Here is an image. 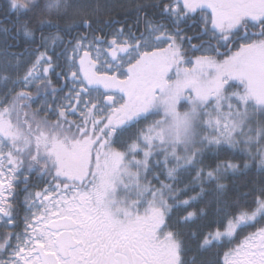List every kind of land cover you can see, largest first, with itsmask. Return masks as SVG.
<instances>
[{
    "label": "snow or ice",
    "instance_id": "obj_1",
    "mask_svg": "<svg viewBox=\"0 0 264 264\" xmlns=\"http://www.w3.org/2000/svg\"><path fill=\"white\" fill-rule=\"evenodd\" d=\"M128 7L4 5L0 264H264V0Z\"/></svg>",
    "mask_w": 264,
    "mask_h": 264
},
{
    "label": "trees",
    "instance_id": "obj_2",
    "mask_svg": "<svg viewBox=\"0 0 264 264\" xmlns=\"http://www.w3.org/2000/svg\"><path fill=\"white\" fill-rule=\"evenodd\" d=\"M7 0H0V21L4 20V15H3V10H4V5L6 4ZM82 2L89 4V5H96L99 4L101 6V10L103 12H107L109 9L111 10V15H104L103 19L108 20L112 19L113 17L119 20H124L127 18L128 23H132L133 20L135 19V13L128 7V5L131 3V0H82ZM140 2H152L156 3L158 0H140ZM8 26H10L9 21H5ZM83 31V30H81ZM188 35H192L193 33L189 31L187 33ZM206 40L207 38L204 37ZM193 43H199V41L194 40ZM24 45H20L19 48H13L12 51H20L23 50ZM187 54L191 56H196L200 55V52H193L188 44L184 45ZM221 51H224V49H221ZM126 138V137H125ZM223 160H236L238 162H242L241 158L239 156H233L232 153H226V154H221L218 158L217 157H210L205 161L206 164L209 165H214L215 162L217 161H223ZM261 179H264V177H261L259 174L253 173L247 175V176H240L238 178H230L227 183L229 185V192H228V199L231 201L232 199L238 198L241 194L244 193H249L252 191L254 187L259 183ZM33 182L36 184H39V181L33 178ZM190 195H194V193H189ZM22 199V197H21ZM210 200L211 197H208ZM250 203V200H249ZM202 204L205 205L204 203H199L195 205V208H204L202 207ZM214 217H208L207 219H201L198 220L195 224L191 225V228L193 230H202V231H208L211 230L209 228L210 223L214 220ZM218 226V225H217ZM260 225H257L255 228H248L246 231L241 232L237 238V242L244 239V236L247 235L249 232L255 231ZM19 230V229H17ZM223 250H227L226 248Z\"/></svg>",
    "mask_w": 264,
    "mask_h": 264
},
{
    "label": "rangeland",
    "instance_id": "obj_3",
    "mask_svg": "<svg viewBox=\"0 0 264 264\" xmlns=\"http://www.w3.org/2000/svg\"><path fill=\"white\" fill-rule=\"evenodd\" d=\"M256 230H257V229H256ZM256 230H255V231H256ZM249 233H250V232H249ZM247 234H248V233H247ZM242 240H243V239H242ZM242 240H240V241H242ZM240 241H238V242H240ZM236 242H237V241H236ZM238 242H237V243H238Z\"/></svg>",
    "mask_w": 264,
    "mask_h": 264
},
{
    "label": "flooded vegetation",
    "instance_id": "obj_4",
    "mask_svg": "<svg viewBox=\"0 0 264 264\" xmlns=\"http://www.w3.org/2000/svg\"><path fill=\"white\" fill-rule=\"evenodd\" d=\"M205 205L202 204V207H204Z\"/></svg>",
    "mask_w": 264,
    "mask_h": 264
}]
</instances>
